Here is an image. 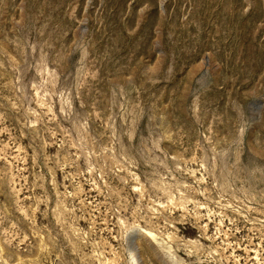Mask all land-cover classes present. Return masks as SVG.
<instances>
[{
    "label": "rangeland",
    "instance_id": "1",
    "mask_svg": "<svg viewBox=\"0 0 264 264\" xmlns=\"http://www.w3.org/2000/svg\"><path fill=\"white\" fill-rule=\"evenodd\" d=\"M0 264H264V0H0Z\"/></svg>",
    "mask_w": 264,
    "mask_h": 264
}]
</instances>
